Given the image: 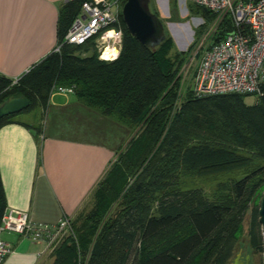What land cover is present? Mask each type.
<instances>
[{
  "label": "trees",
  "instance_id": "obj_1",
  "mask_svg": "<svg viewBox=\"0 0 264 264\" xmlns=\"http://www.w3.org/2000/svg\"><path fill=\"white\" fill-rule=\"evenodd\" d=\"M87 1L71 0L59 9L58 44ZM192 6L204 21L201 33L214 15ZM119 16L123 41L113 62L98 60L91 39L81 46L62 45L17 84L0 75V104L13 97L29 101L22 112L0 119V127L21 124L36 138L41 125L19 117L39 109L44 113L53 90L61 87L73 88L80 103L136 133L98 183L92 210L74 225L75 240L54 251L53 264H78L80 253H89L86 264H229L247 206L263 196L264 84L261 96L194 98L187 92L173 112L179 70L193 44L174 51L165 32L161 44L144 46ZM227 30L226 21L217 40ZM82 52L89 54L78 55ZM248 97L252 104L245 102ZM221 174L238 178L216 183L208 194L195 186L197 179ZM259 208L260 203L254 221ZM5 209L0 178V220ZM249 234L251 249L264 253L261 237Z\"/></svg>",
  "mask_w": 264,
  "mask_h": 264
},
{
  "label": "crops",
  "instance_id": "obj_2",
  "mask_svg": "<svg viewBox=\"0 0 264 264\" xmlns=\"http://www.w3.org/2000/svg\"><path fill=\"white\" fill-rule=\"evenodd\" d=\"M68 1L0 0L1 76L20 78L54 52L59 9ZM39 124L36 138L21 124L0 127V178L6 208L54 225L82 211L131 132L73 92L53 93ZM0 238L12 248L1 264H42L50 256L42 242L11 233Z\"/></svg>",
  "mask_w": 264,
  "mask_h": 264
},
{
  "label": "built area",
  "instance_id": "obj_3",
  "mask_svg": "<svg viewBox=\"0 0 264 264\" xmlns=\"http://www.w3.org/2000/svg\"><path fill=\"white\" fill-rule=\"evenodd\" d=\"M189 2L214 15L196 42L199 44L200 57L189 87L192 96L204 98L233 93L261 96L264 84V0ZM121 4L122 0L84 2L62 43L58 44L54 52H59L64 44L81 46L93 39L99 61L116 60L123 40L119 16ZM226 21L230 30L217 40ZM110 54L112 60L108 57ZM180 72L177 77L179 79ZM18 80L19 78L12 79V85L17 84ZM55 92L72 93L73 88L59 87L52 94ZM71 222V218L67 217L54 225L35 222L25 210L6 208L0 220V234L11 233L31 242H42L51 253L61 242ZM11 251L10 244L0 238V264Z\"/></svg>",
  "mask_w": 264,
  "mask_h": 264
},
{
  "label": "rangeland",
  "instance_id": "obj_4",
  "mask_svg": "<svg viewBox=\"0 0 264 264\" xmlns=\"http://www.w3.org/2000/svg\"><path fill=\"white\" fill-rule=\"evenodd\" d=\"M122 6L123 4H121L120 12ZM192 7H193L192 3H190L189 0H151L149 4V8L151 9L152 13H155L158 16V18L161 20V22L165 27L166 33L170 35V37L172 38L174 43V51L175 50L178 52L186 51V49L189 46H191V44H193V48L191 49V51L185 54L184 62L179 70V72L181 71L180 79H179L180 95L173 103V112H177L180 110L183 101H185V99L187 98V92H189L190 95L192 96L189 87L191 85L192 78L194 75V70L196 68L197 62L200 57L199 56L200 54H198L199 44L198 43L196 44V42L201 34L199 31V26L203 25L204 21L200 17L195 16L191 12ZM207 25L208 23H206V26ZM88 54L89 53H83V52L78 53V55H83V56H86ZM253 101H254L253 97H248L245 99V102H247L248 104H252ZM19 118L23 122H26L33 126H37L39 122L42 124L44 113L41 111V109H39L29 113L21 114ZM134 135H136V133L129 135L127 142H125L124 146H122L123 150L125 147H127L129 141L132 139ZM120 152L121 150L118 153ZM227 178H238V175L221 174L212 177L210 179H203V180L197 179L196 180L197 182L195 181L196 183L195 186L196 187L200 186V188H202V190L207 192L208 194L216 183L220 181H225ZM131 182L132 180L130 181V183ZM97 186L98 184L91 193V196L89 197L88 201L84 204V208L82 209V211L80 210L77 217L75 219H72V222L69 228L66 230L65 234L63 235L61 242L55 247V249L50 253V256H48L42 264H53L54 251L57 248H59L64 242H66L68 239L72 238L75 240L74 225L76 227L79 226L83 221V219L92 210L95 203L94 193ZM263 194H264V189L261 191L260 196ZM260 202H261V197H259L256 204L253 202L248 204L243 217L242 232L238 240L232 246L231 259L229 264L232 262V260L236 257L237 254H241L242 257L249 256L250 264H263L264 253L254 252L249 246V242H250L249 231H250L253 232L254 235L257 236V238L261 237L260 242L262 249V243L264 241L262 227L259 224L256 217H255V221L253 220L254 211H256V208H258ZM88 254L89 253H83V254L80 253V255L78 256V264H86Z\"/></svg>",
  "mask_w": 264,
  "mask_h": 264
},
{
  "label": "water",
  "instance_id": "obj_5",
  "mask_svg": "<svg viewBox=\"0 0 264 264\" xmlns=\"http://www.w3.org/2000/svg\"><path fill=\"white\" fill-rule=\"evenodd\" d=\"M149 4L150 0H126L122 6L121 15L131 37L144 46L155 47L164 41L165 29L158 16L150 11ZM28 106L29 101L24 97L8 98L0 104V119L18 114ZM258 216L264 238V194ZM230 264H250V257L237 254Z\"/></svg>",
  "mask_w": 264,
  "mask_h": 264
},
{
  "label": "bare ground",
  "instance_id": "obj_6",
  "mask_svg": "<svg viewBox=\"0 0 264 264\" xmlns=\"http://www.w3.org/2000/svg\"><path fill=\"white\" fill-rule=\"evenodd\" d=\"M150 2H151V0H150ZM150 11H151V9H150ZM152 12V11H151ZM157 16V15H156ZM164 26V25H163ZM164 29H165V27H164ZM166 32V31H165ZM123 41V40H122ZM108 57L112 60L113 59V57H112V54H110V55H108ZM115 61V60H114ZM113 62V61H112Z\"/></svg>",
  "mask_w": 264,
  "mask_h": 264
}]
</instances>
